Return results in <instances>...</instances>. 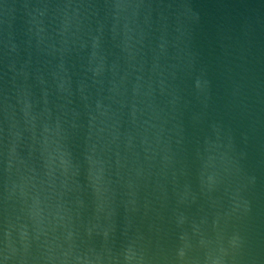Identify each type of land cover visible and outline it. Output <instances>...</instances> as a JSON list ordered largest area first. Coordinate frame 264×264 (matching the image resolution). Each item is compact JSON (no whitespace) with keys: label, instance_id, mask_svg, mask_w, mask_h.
<instances>
[{"label":"water","instance_id":"obj_1","mask_svg":"<svg viewBox=\"0 0 264 264\" xmlns=\"http://www.w3.org/2000/svg\"><path fill=\"white\" fill-rule=\"evenodd\" d=\"M5 257L264 264V0H0Z\"/></svg>","mask_w":264,"mask_h":264},{"label":"clouds","instance_id":"obj_2","mask_svg":"<svg viewBox=\"0 0 264 264\" xmlns=\"http://www.w3.org/2000/svg\"><path fill=\"white\" fill-rule=\"evenodd\" d=\"M117 7H122V5H117ZM8 257H5L4 259L0 260V264H7Z\"/></svg>","mask_w":264,"mask_h":264}]
</instances>
